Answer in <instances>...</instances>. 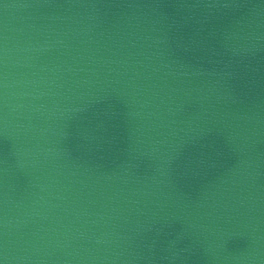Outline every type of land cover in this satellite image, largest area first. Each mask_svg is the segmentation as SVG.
Returning a JSON list of instances; mask_svg holds the SVG:
<instances>
[{
    "label": "water",
    "instance_id": "1",
    "mask_svg": "<svg viewBox=\"0 0 264 264\" xmlns=\"http://www.w3.org/2000/svg\"><path fill=\"white\" fill-rule=\"evenodd\" d=\"M0 264H264V0H0Z\"/></svg>",
    "mask_w": 264,
    "mask_h": 264
}]
</instances>
